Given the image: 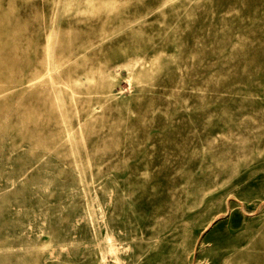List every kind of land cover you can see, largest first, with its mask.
<instances>
[{"label":"rangeland","instance_id":"rangeland-1","mask_svg":"<svg viewBox=\"0 0 264 264\" xmlns=\"http://www.w3.org/2000/svg\"><path fill=\"white\" fill-rule=\"evenodd\" d=\"M0 264H264V0H0Z\"/></svg>","mask_w":264,"mask_h":264}]
</instances>
